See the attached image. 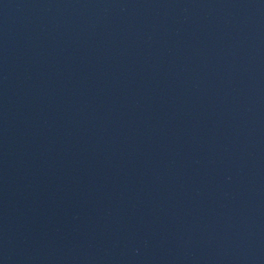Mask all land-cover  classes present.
<instances>
[{"label": "water", "instance_id": "water-1", "mask_svg": "<svg viewBox=\"0 0 264 264\" xmlns=\"http://www.w3.org/2000/svg\"><path fill=\"white\" fill-rule=\"evenodd\" d=\"M0 264H264V0H0Z\"/></svg>", "mask_w": 264, "mask_h": 264}]
</instances>
